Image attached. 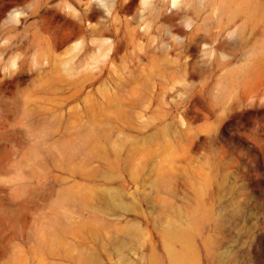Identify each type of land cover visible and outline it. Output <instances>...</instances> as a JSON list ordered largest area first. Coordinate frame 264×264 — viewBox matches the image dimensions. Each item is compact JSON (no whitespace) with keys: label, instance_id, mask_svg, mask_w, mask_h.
<instances>
[{"label":"rangeland","instance_id":"rangeland-1","mask_svg":"<svg viewBox=\"0 0 264 264\" xmlns=\"http://www.w3.org/2000/svg\"><path fill=\"white\" fill-rule=\"evenodd\" d=\"M0 264H264V0H0Z\"/></svg>","mask_w":264,"mask_h":264},{"label":"bare ground","instance_id":"bare-ground-1","mask_svg":"<svg viewBox=\"0 0 264 264\" xmlns=\"http://www.w3.org/2000/svg\"><path fill=\"white\" fill-rule=\"evenodd\" d=\"M173 1H175V0H173ZM171 231H173V230H171ZM174 232H177V231H174ZM177 233H178V232H177ZM180 233H181V232H180ZM185 233L188 234L187 231H186ZM173 234H174V233H173ZM170 235H171V234H170ZM170 235H169V236H170ZM177 235H178V234H177ZM183 235H185V234L183 233ZM172 236L174 237V235H172ZM186 236H187V235H186ZM175 237H176V236H175ZM177 237H179V235H178ZM183 237H184V236H183ZM181 238H182V237H180V239H181ZM173 240H176V238H175V239L173 238ZM178 240H179V239H178ZM178 240H177V241H178ZM181 240H182V239H181ZM179 242H180V241H179ZM182 254H183V253H182ZM177 255H178V254H177ZM180 256H181V255H180Z\"/></svg>","mask_w":264,"mask_h":264}]
</instances>
